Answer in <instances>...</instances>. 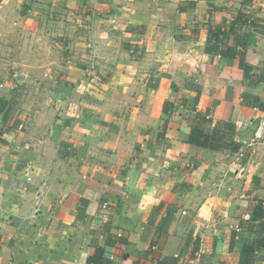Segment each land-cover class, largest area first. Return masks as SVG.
<instances>
[{
    "label": "crops",
    "instance_id": "0c3cea01",
    "mask_svg": "<svg viewBox=\"0 0 264 264\" xmlns=\"http://www.w3.org/2000/svg\"><path fill=\"white\" fill-rule=\"evenodd\" d=\"M14 1V24L57 27L76 52L35 111L0 73V264L98 247L99 264H239L264 234V0ZM195 126L236 150L191 142Z\"/></svg>",
    "mask_w": 264,
    "mask_h": 264
},
{
    "label": "rangeland",
    "instance_id": "374dc122",
    "mask_svg": "<svg viewBox=\"0 0 264 264\" xmlns=\"http://www.w3.org/2000/svg\"><path fill=\"white\" fill-rule=\"evenodd\" d=\"M8 5L10 7L3 9L6 18L0 21V73L17 86L14 88L18 91L15 110L25 106L29 111H35L47 105V78L63 73L59 64L64 67L74 56L75 39L48 23L36 24L24 19L26 23L14 24L19 20H13L15 15H21L24 9L17 7L15 1H8ZM45 63L54 68L58 64L55 68L58 72L45 71Z\"/></svg>",
    "mask_w": 264,
    "mask_h": 264
},
{
    "label": "trees",
    "instance_id": "16d2710c",
    "mask_svg": "<svg viewBox=\"0 0 264 264\" xmlns=\"http://www.w3.org/2000/svg\"><path fill=\"white\" fill-rule=\"evenodd\" d=\"M229 49L226 48V45H222L221 51H227ZM10 110V106L7 107L4 110L3 113V119H5V116L8 114ZM195 118L197 120L200 121V123L202 122H208L200 113H196L195 114ZM225 127L229 128L231 127L229 124H225ZM231 130V128H230ZM213 131L214 134L212 136H210L208 133H204V142L201 141L200 137L202 134L201 129L198 128L197 126H195V128L192 130L190 136H189V140L193 143L196 144H205V142H211L213 144V146L218 150V149H222V148H226L229 150H236L237 145L232 141V138L230 137V135L228 134L227 131H223L220 132L217 129V126L213 127ZM209 140V141H208ZM263 210V205L261 203H257L252 210V213L254 215L257 216H261L263 218V225H264V212H262ZM264 228V226H263ZM115 236V235H114ZM114 236H109V240L108 243L109 244H114L113 242H115V237ZM121 242L124 241L123 237H121L120 239ZM199 238L197 237L196 239H194L193 241H191V245H190V256H193L194 252L197 251L199 249ZM258 250H262L263 254L261 255H257L260 259L264 260V234L255 242V244L252 247H247L244 250H242L240 252V257H239V264H249V259L253 256H256ZM105 248L103 247H98L94 254L90 257H88L87 259V264H99L101 262V260L104 259L105 257ZM138 264V263H136ZM155 264H175V259L171 258V257H163L161 258V260H158Z\"/></svg>",
    "mask_w": 264,
    "mask_h": 264
},
{
    "label": "built area",
    "instance_id": "2783aa9c",
    "mask_svg": "<svg viewBox=\"0 0 264 264\" xmlns=\"http://www.w3.org/2000/svg\"><path fill=\"white\" fill-rule=\"evenodd\" d=\"M261 124H262V123H261ZM261 126H262V125H260V127H259V129H258V133H257L258 135H259V134H260V132H261V131H260V129H261ZM107 206H108V205H107V203H105V202H104V203L101 205V208H103V209H106V208H107ZM183 213H184V211H183ZM121 237H123V234H122V232H117V233H116V238H117V239H120ZM151 249L153 250V249H154V247H151ZM174 256H175V257H177L178 255H177V254H175ZM107 259H108V260H111V259H113V255H112V254L108 255V256H107Z\"/></svg>",
    "mask_w": 264,
    "mask_h": 264
}]
</instances>
